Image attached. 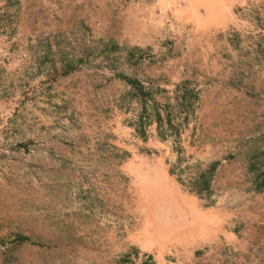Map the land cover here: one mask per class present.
Masks as SVG:
<instances>
[{"label":"rangeland","instance_id":"obj_1","mask_svg":"<svg viewBox=\"0 0 264 264\" xmlns=\"http://www.w3.org/2000/svg\"><path fill=\"white\" fill-rule=\"evenodd\" d=\"M0 264H264V0H0Z\"/></svg>","mask_w":264,"mask_h":264},{"label":"trees","instance_id":"obj_2","mask_svg":"<svg viewBox=\"0 0 264 264\" xmlns=\"http://www.w3.org/2000/svg\"><path fill=\"white\" fill-rule=\"evenodd\" d=\"M157 116H158V114H157ZM210 169L211 168H213V164L209 167ZM198 178H201L202 179V181H200V183H198V184H202L203 186H207V181H206V179H207V174H206V176H205V173L204 172H202V173H200L199 175H198ZM200 186V185H199ZM197 187V186H196ZM200 188V187H199ZM191 191H193L194 193H198L199 192V189H195V190H191Z\"/></svg>","mask_w":264,"mask_h":264}]
</instances>
